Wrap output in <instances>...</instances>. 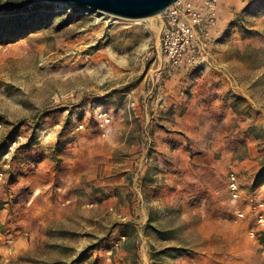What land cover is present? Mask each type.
<instances>
[{
  "label": "rangeland",
  "instance_id": "374dc122",
  "mask_svg": "<svg viewBox=\"0 0 264 264\" xmlns=\"http://www.w3.org/2000/svg\"><path fill=\"white\" fill-rule=\"evenodd\" d=\"M30 1L0 15V264H264V208L241 215L235 167L214 177L211 194L159 176L171 161L155 123L147 139L145 109L155 114L157 99L144 93L170 73L140 53L161 16L138 24ZM225 1L208 59L186 75L229 71L263 120L264 0ZM249 99H236L244 115ZM242 134L230 146L237 156L264 155V125ZM252 197L255 209L264 196Z\"/></svg>",
  "mask_w": 264,
  "mask_h": 264
},
{
  "label": "crops",
  "instance_id": "0c3cea01",
  "mask_svg": "<svg viewBox=\"0 0 264 264\" xmlns=\"http://www.w3.org/2000/svg\"><path fill=\"white\" fill-rule=\"evenodd\" d=\"M183 73L185 72L180 71L163 78L164 85L156 89L159 92H155L152 87L144 93V99L148 103L152 98L157 99L156 104L151 100V104L157 106L155 114L150 115L145 109L144 126L148 137L146 138L149 139L150 129L155 123L157 132L153 135L160 143L163 152L161 158L163 156L171 161L170 166L159 176L166 178L172 185L177 184L181 178L188 179L187 187L205 190L211 194L215 189L214 177L223 178L222 172L227 171L228 165L235 167L241 186L239 200L236 199L243 208L241 215L254 218L258 208H264L263 199L258 200V204L255 203V209L252 208L254 203L251 202L252 196L256 193L264 196V182L258 187L254 186L256 176L264 166V155L254 150L252 155L240 157L236 155L234 148L230 149V146H234L236 140L243 138L242 130L245 126L264 125V119L256 117L261 106L253 104L251 92L249 90L246 92L229 71H201L194 75ZM162 74L167 75L166 71H162ZM242 95L250 98L246 105L252 110L248 115L243 114L242 107L236 102L237 97ZM147 105L146 103V108L149 106ZM162 109L163 114L156 115ZM262 116L264 112L261 113V118ZM253 138L254 136H246L245 139L251 141ZM253 143L258 144L256 140ZM171 145L174 150L170 149ZM218 153L222 154L220 159L216 158ZM142 166L143 161L140 168ZM169 169L172 170L167 172ZM125 171L126 168L122 172ZM183 184L185 182L179 183L178 186L181 187ZM250 189L252 192H249ZM22 190L24 189H20ZM244 197L251 199L248 204ZM150 213L149 209L147 218ZM258 235L256 241L261 236L260 233ZM4 236L0 231L1 239ZM146 264H149L148 258Z\"/></svg>",
  "mask_w": 264,
  "mask_h": 264
},
{
  "label": "built area",
  "instance_id": "2783aa9c",
  "mask_svg": "<svg viewBox=\"0 0 264 264\" xmlns=\"http://www.w3.org/2000/svg\"><path fill=\"white\" fill-rule=\"evenodd\" d=\"M226 4L224 0H180L169 7L161 14L157 41L150 36L141 46L143 60L160 61L170 75L199 69L210 55ZM240 188L239 176L232 172L229 189L234 199L239 198Z\"/></svg>",
  "mask_w": 264,
  "mask_h": 264
},
{
  "label": "water",
  "instance_id": "95a60500",
  "mask_svg": "<svg viewBox=\"0 0 264 264\" xmlns=\"http://www.w3.org/2000/svg\"><path fill=\"white\" fill-rule=\"evenodd\" d=\"M68 4L129 20L161 15L180 0H40Z\"/></svg>",
  "mask_w": 264,
  "mask_h": 264
},
{
  "label": "trees",
  "instance_id": "16d2710c",
  "mask_svg": "<svg viewBox=\"0 0 264 264\" xmlns=\"http://www.w3.org/2000/svg\"><path fill=\"white\" fill-rule=\"evenodd\" d=\"M30 0H0V15H18L28 11ZM264 182V166L258 172L254 186L258 187Z\"/></svg>",
  "mask_w": 264,
  "mask_h": 264
},
{
  "label": "bare ground",
  "instance_id": "6f19581e",
  "mask_svg": "<svg viewBox=\"0 0 264 264\" xmlns=\"http://www.w3.org/2000/svg\"><path fill=\"white\" fill-rule=\"evenodd\" d=\"M105 14V13H103ZM161 15H157V16H153V17H150V18H147L148 20H154L156 19L157 17H160ZM145 20V19H139V20H136L138 24H141L142 21ZM157 30V33L159 32V30L157 28H155Z\"/></svg>",
  "mask_w": 264,
  "mask_h": 264
}]
</instances>
